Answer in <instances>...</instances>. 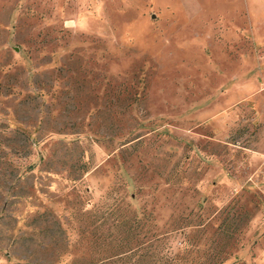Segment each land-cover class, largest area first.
<instances>
[{"label": "rangeland", "instance_id": "rangeland-1", "mask_svg": "<svg viewBox=\"0 0 264 264\" xmlns=\"http://www.w3.org/2000/svg\"><path fill=\"white\" fill-rule=\"evenodd\" d=\"M0 264H264V0H0Z\"/></svg>", "mask_w": 264, "mask_h": 264}, {"label": "trees", "instance_id": "trees-1", "mask_svg": "<svg viewBox=\"0 0 264 264\" xmlns=\"http://www.w3.org/2000/svg\"><path fill=\"white\" fill-rule=\"evenodd\" d=\"M135 234V233H134ZM112 259L111 258H108V260L107 261H111Z\"/></svg>", "mask_w": 264, "mask_h": 264}]
</instances>
